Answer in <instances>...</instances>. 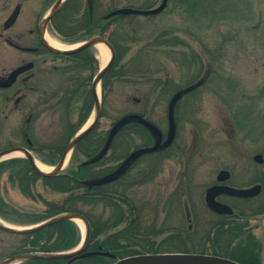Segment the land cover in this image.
Here are the masks:
<instances>
[{
  "label": "rangeland",
  "instance_id": "obj_1",
  "mask_svg": "<svg viewBox=\"0 0 264 264\" xmlns=\"http://www.w3.org/2000/svg\"><path fill=\"white\" fill-rule=\"evenodd\" d=\"M160 1L156 0L153 7ZM135 22L139 30L148 34L153 30H168L169 37L174 38V42L166 44L173 46L163 44L155 53L144 54L138 59L146 70H154L153 75L168 83V90L159 88L155 97L150 96L149 100L150 117L162 128L166 127L167 103L175 86L180 83L185 89L206 79L195 96L183 98L178 104L177 142L183 145L184 154H172L173 157L161 165L163 173L149 184L136 186L129 194L133 193L139 202L144 199L147 203L143 212L146 221L157 217L158 223L164 220L166 227L174 230L188 228L186 202L187 210L198 217V234L201 235V226L212 219L204 204L203 192L214 182L219 170H228L232 175L231 183L239 187L254 184L264 173V163L257 164L252 160L257 153L264 155V0H171L158 16L151 20L138 17ZM60 43L68 44L63 40ZM89 52L92 61L84 65V76L91 81L102 62L96 47L90 48ZM53 79L56 80L55 77ZM148 88L149 85L137 89L129 84L115 86L108 99L111 116L143 107L146 103L138 105L132 99L142 97ZM100 92L101 87L99 99ZM91 115L93 102L85 119L79 120L75 129L85 127ZM65 122L62 113L56 111L51 115L48 124L54 141ZM110 122L111 118L101 117L99 129L108 128ZM72 156V163L67 161L62 172L75 162L85 161L82 155L75 160ZM58 158L54 162L35 159L51 167ZM12 159H23V156L2 159L0 163ZM139 163L138 168L143 166ZM180 181L189 194L184 196L181 204L167 202L165 199ZM2 183L5 186L3 178ZM5 190L10 199L26 202L15 190ZM160 198L162 201L157 208H149V202L157 204ZM253 202L230 203L242 208L247 215L252 232L260 242L261 264H264V214L252 215V207L256 205ZM77 227L81 241L84 231ZM17 242V237L0 230V261Z\"/></svg>",
  "mask_w": 264,
  "mask_h": 264
},
{
  "label": "trees",
  "instance_id": "obj_2",
  "mask_svg": "<svg viewBox=\"0 0 264 264\" xmlns=\"http://www.w3.org/2000/svg\"><path fill=\"white\" fill-rule=\"evenodd\" d=\"M155 2L156 0H68L67 5L62 7L53 19V25L61 35L70 36L75 41L100 36L114 50L113 62L101 80L100 118H111L113 121L126 114L143 115L146 113L143 104V107L141 106L138 110L119 112L120 115L111 116L108 99L115 86L129 84L137 89L139 86L149 85L142 97H133L139 101V104L149 103L150 98L155 97L159 88L164 90L161 88L160 78L153 75L155 71L149 68L146 70L138 59L144 54L155 53L163 44L174 42V38L169 37V31L155 32L153 30L148 34L135 26L138 17L151 20L156 16L113 15L109 18L105 17L112 10L122 7L149 9ZM171 45L173 46V44L166 46L171 47ZM135 47L136 49L133 50ZM80 54L86 65L92 61L88 50L77 53L75 56ZM207 76L208 72H206ZM205 79L195 83L194 87H201ZM88 82L89 78L86 77L82 119H85L90 104L94 101L88 90ZM196 90L187 94L186 97L195 96ZM131 122L130 129L121 130L114 139L120 142L116 148L118 153H125L145 142L143 128L138 122L134 120ZM96 135L97 131L93 129L84 136L85 144H92V151L103 144L98 141L93 142V137ZM51 155L53 159L51 162H54L60 154ZM78 155L89 160L98 154H73L72 159L75 160ZM125 155L105 154L97 162L85 166H82L81 162H75V165H69L62 174L54 177L38 175L26 159L1 162L0 218L16 226H28L64 212L78 213L86 219L89 225L86 251L101 249L113 254L115 259L143 253H202L222 256L241 264H261L260 242L253 234L247 215L240 207L235 206V211L230 216H218L211 213L212 219L206 221V225L201 226L200 235L198 234V217L194 216L195 214L191 219V229L167 228L164 220L161 223L157 222V217L146 221L143 212L147 203L144 199L143 202H139L136 195L129 194L135 186H141L143 183L141 180L131 182L129 176L125 175L115 183L91 187L83 184L85 181L98 179L110 172L115 163ZM173 155L153 154L151 157H158L154 163H150L149 167L159 168ZM72 161L70 160V164ZM147 175L148 180L151 181V177L157 174L149 172ZM254 183L261 186L259 194L243 201H254L253 204H256L255 207L251 205L252 215L264 214V173ZM6 188L15 190L19 198L26 202L21 203L10 199L11 196L6 193ZM186 194H189V190H186V186L180 181L165 200L181 204ZM160 201L162 198L157 200V204L149 202V208H157ZM163 233L166 234L161 236ZM11 235L17 237L18 242L10 252L4 255L3 259L22 253L67 252L74 249L80 241L79 229L70 220H62L33 233ZM68 261L69 258L32 259L18 264H66ZM111 262L112 259L104 256H87L76 258L70 264H110Z\"/></svg>",
  "mask_w": 264,
  "mask_h": 264
},
{
  "label": "flooded vegetation",
  "instance_id": "obj_3",
  "mask_svg": "<svg viewBox=\"0 0 264 264\" xmlns=\"http://www.w3.org/2000/svg\"><path fill=\"white\" fill-rule=\"evenodd\" d=\"M57 1L58 0H0V153L7 150L20 149L22 151L18 152L21 154H30L32 158H37L41 162H51V160H53L51 154H60V158L69 140L79 130H76L75 127L79 120H82L84 115L83 94L86 78V76H84V65L86 66V64L81 54L78 56H75V54L85 50H88V53L90 54L89 49L92 47L79 50L72 54L52 52V46L48 44L46 40L47 38L58 43L62 40L68 42L69 45L63 44L66 46L74 44L70 42H76L75 39L70 36L59 34L53 25L55 15L58 14L62 7L67 5L68 0H63L56 13L49 20L45 21L50 10ZM167 4H169L168 0L165 8ZM54 77L56 80L53 79ZM92 79L88 82V90L93 99L91 90ZM160 81L161 88L168 90V83L163 79ZM199 88H195L194 86L190 87L187 92L181 94L180 98L174 105V137L167 147H162L168 130L167 112L165 118L166 127L162 128L158 121L153 120V118L150 117L151 108L149 103L144 105L146 113L140 116L158 130L161 139V147L156 151L144 153L136 160L131 161L126 166L125 171L121 173L116 180L110 183H115L116 181L121 180L125 175H128L131 182L141 180L143 181L141 186L149 184L164 171L162 167H149L150 163H154L155 159L158 157H151L153 154H184L182 148L183 145H181L180 142H177L176 112L179 102L183 98H187V94L189 95L193 90L195 91ZM182 90H184L183 86L179 83L173 89L172 95ZM133 101L135 104H139L138 100L133 99ZM56 111L62 113L66 122L63 125L62 131L57 140L54 141L51 136V127L48 123L51 115ZM99 119L93 127V129H96L97 131V135L93 137V142H102V146H99L95 151H92V144H85V137H83L78 143H76L69 154H99L101 152L107 140L109 131L117 120L111 121L108 128L99 129ZM131 121L132 120H129L117 128V131L105 152V154H126L115 163V166L110 172L115 170L134 150L153 146L158 137L157 133L154 132V129H149L139 121L134 120L143 128L145 132V142L134 146L125 153L116 152V148H118L120 142L115 141L114 139L121 130L130 129L129 124L132 123ZM140 161L141 163H139ZM83 162H81L82 166L95 163L92 162L83 165ZM138 163L143 166L138 168ZM149 172L157 174L156 176L151 177V181L148 180L147 174ZM62 173L63 172H60L59 174ZM231 178L232 175L229 172V178L220 184L235 188H246L256 184L254 183L246 187H239L231 183ZM215 180L212 184L207 186L206 189L219 184ZM206 189L203 192V201ZM251 198L253 197L239 198L221 194L216 197V201L229 206L232 209L233 214L235 207L231 205V201L238 202ZM184 204L188 229H191L192 215L190 211L187 210L186 202ZM209 212L221 216L211 210H209ZM3 260H1L0 263Z\"/></svg>",
  "mask_w": 264,
  "mask_h": 264
},
{
  "label": "water",
  "instance_id": "obj_4",
  "mask_svg": "<svg viewBox=\"0 0 264 264\" xmlns=\"http://www.w3.org/2000/svg\"><path fill=\"white\" fill-rule=\"evenodd\" d=\"M62 2L63 0H58L54 4V6L50 10L45 21L49 20L56 13V11L58 10ZM166 2L167 0H161L158 6L151 8V9H137V8H131V7H122V8L113 10L112 12L107 14L105 17L108 18L113 15H131V14L140 15V16L156 15L164 9ZM98 43H101L104 47H106L109 50L110 57L107 63L101 68H99V70L94 75L92 82H91V90H92V95L94 99L92 120L84 128L80 129L72 136V138L69 140L68 144L66 145L63 154H61L58 162L52 166V170H50L49 172L40 171L36 167L34 163L35 160L32 158V156L30 154H23V156L31 164L33 170L42 177H53V176L58 175L60 171L62 170L65 164V161H67L70 155L69 153L71 152L73 147L76 145V143H78V141L81 140L86 134H88L93 129V127L96 125L100 117V99L98 98L95 89L97 85H100L102 77L104 76L106 71L110 68L113 62V59H114V50L112 46L100 36H94L85 41H82L78 43L77 47L71 50H58V49L51 47V50L54 53L72 54V53H75L85 48L95 47V45ZM186 91H188V89L184 91L176 92L168 101V104H167L168 130H167L166 139L163 142L162 147H167L171 143L174 137V128H175L174 118H173L174 105L180 98L182 92L185 93ZM129 120L139 121L141 124L145 125L147 128L154 129L155 130L154 132L157 133L158 135L157 139L155 140L154 145L151 147L139 148V149L134 150L118 165V167L115 170L102 176L101 178L90 180V181H85L83 182L84 185L91 187V186L104 185V184L113 182L120 176L121 173L125 171L126 166L131 161L136 160L139 156L143 155L144 153L156 151L159 147H161L160 146L161 139H160L158 130L155 129V127L151 123L147 122L142 116L138 114H127L119 118L117 122L112 126L101 152L95 158L83 162V165L95 162L101 157H103L113 136L115 135L117 131V128L121 124L126 123ZM16 150L22 151L20 149L7 150L4 152H1L0 157L4 154L10 153ZM252 160L257 164H262L264 162V156L262 154H255L252 157ZM228 178H229V172L227 170L222 169L218 171V173L216 174V182L219 184L211 186L207 188L205 191V195H204L205 204L214 213L221 214V215H231L232 214V209L229 206L216 201V197L218 195L223 194V195L239 197V198H250V197L256 196L260 192L261 186L259 184H254L246 188H235V187H231L228 185L220 184L222 182H225ZM62 220H70L73 222H75V220H80L83 223L84 235L82 237L80 244L75 249L68 251V252H60V253L16 254L14 256L6 258L0 264H18L22 261L32 260V259H67V258H69V261L66 264H70L76 258H82V257H87V256H104V257L110 258L112 259V262L110 264H241L235 260L225 258L222 256L202 254V253H155V254L143 253V254L123 257L120 259H115V256L113 254H111L108 251H103L101 249L96 250V251H86V246L88 244V237H89V225L86 219L82 215L78 213H74V212H64L56 216H53L47 220H44L40 223L27 226V227H17V226L9 225L7 223H5V225L0 223V230L6 233L14 234V235H25V234L33 233L42 228L51 226Z\"/></svg>",
  "mask_w": 264,
  "mask_h": 264
},
{
  "label": "bare ground",
  "instance_id": "obj_5",
  "mask_svg": "<svg viewBox=\"0 0 264 264\" xmlns=\"http://www.w3.org/2000/svg\"><path fill=\"white\" fill-rule=\"evenodd\" d=\"M46 40L50 46H52L53 48L58 49V50H69V49H72V48H75L78 46V44L66 46V45L60 44L54 40H51L49 38H47ZM95 47H96L97 54H98L97 56L100 59V61L102 62V66H104L107 63L109 56H110L109 50L106 47H104L101 43L96 44ZM95 90H96V94L98 96L99 91H100V86L97 85ZM92 117H93V115H91L88 122H90L92 120ZM88 122L86 124H88ZM83 128H84V126H83ZM21 155L22 154L20 152L14 151V152H10V153L2 155L0 157V160L10 158V157L21 156ZM34 163H35L36 167L42 172H48L51 170V167L44 166L40 162H38L37 160H35ZM75 222L80 227L81 231H84L83 223L80 220H75ZM0 223L5 225L6 222H4L0 218Z\"/></svg>",
  "mask_w": 264,
  "mask_h": 264
}]
</instances>
